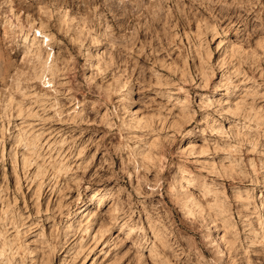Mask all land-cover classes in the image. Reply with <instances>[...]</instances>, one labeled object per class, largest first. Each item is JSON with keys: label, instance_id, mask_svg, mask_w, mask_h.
Masks as SVG:
<instances>
[{"label": "clouds", "instance_id": "clouds-1", "mask_svg": "<svg viewBox=\"0 0 264 264\" xmlns=\"http://www.w3.org/2000/svg\"><path fill=\"white\" fill-rule=\"evenodd\" d=\"M125 259L264 264V0H0V264Z\"/></svg>", "mask_w": 264, "mask_h": 264}, {"label": "rangeland", "instance_id": "rangeland-1", "mask_svg": "<svg viewBox=\"0 0 264 264\" xmlns=\"http://www.w3.org/2000/svg\"><path fill=\"white\" fill-rule=\"evenodd\" d=\"M198 27H199V25L197 24L196 28L198 29ZM90 152L91 153H95L94 167L99 168L100 165L103 163V154L100 153V152H96L95 149H90ZM75 195H76V193H75V191H73V193H72L73 198H75ZM86 198H87V193H85V195H84V199H86ZM38 203H42V200L38 201ZM50 203H51V199L49 200V204ZM100 228H101V225L98 224L95 231L98 233L100 231ZM106 240H107V237H103L101 239L100 244L95 247V251L92 253L93 256H96V255L100 254L101 253V249H103L104 251H107V249H104V242ZM100 259H103L102 255H100ZM109 259H111V257H109ZM77 264H80V262H77ZM89 264H90V261H89ZM123 264H128V260L125 259L123 261Z\"/></svg>", "mask_w": 264, "mask_h": 264}]
</instances>
